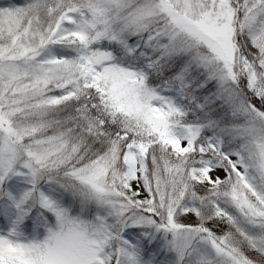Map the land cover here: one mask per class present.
Returning a JSON list of instances; mask_svg holds the SVG:
<instances>
[{
	"label": "snow or ice",
	"instance_id": "6c2138e0",
	"mask_svg": "<svg viewBox=\"0 0 264 264\" xmlns=\"http://www.w3.org/2000/svg\"><path fill=\"white\" fill-rule=\"evenodd\" d=\"M0 264H264V0H0Z\"/></svg>",
	"mask_w": 264,
	"mask_h": 264
}]
</instances>
